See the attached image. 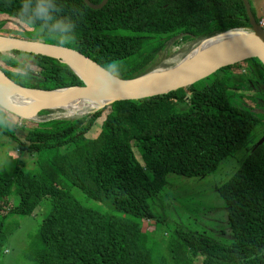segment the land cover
Returning a JSON list of instances; mask_svg holds the SVG:
<instances>
[{
	"label": "trees",
	"instance_id": "trees-1",
	"mask_svg": "<svg viewBox=\"0 0 264 264\" xmlns=\"http://www.w3.org/2000/svg\"><path fill=\"white\" fill-rule=\"evenodd\" d=\"M88 1L98 5L102 0ZM19 3L0 0L3 21L18 28L15 35H24L13 38L61 46L38 26L19 22ZM58 4L61 15L76 24L75 43L62 47L102 68L118 62L120 80L154 71L171 41L195 44L250 28L241 0H108L100 10L82 0ZM22 57L28 61L16 60ZM0 62L15 70L29 66L24 79L0 67L4 77L24 89L83 87L66 65L50 58L8 51L0 52ZM234 74L241 80L234 81ZM16 120L11 114V126H0V137L16 142L35 164L30 169L18 159L0 169V251L6 217L30 216L39 208L37 243L28 254L35 264H193L197 256L200 264H264V144L248 146L256 127L264 129V65L259 60L221 68L206 81L162 96L38 122L22 141L14 135ZM240 149L246 158L216 190L227 211L229 240L178 223L171 225L165 247L157 245L143 223L155 218L151 201L166 175L204 176ZM72 188L106 211L83 204ZM12 196L18 203L3 214Z\"/></svg>",
	"mask_w": 264,
	"mask_h": 264
},
{
	"label": "rangeland",
	"instance_id": "rangeland-1",
	"mask_svg": "<svg viewBox=\"0 0 264 264\" xmlns=\"http://www.w3.org/2000/svg\"><path fill=\"white\" fill-rule=\"evenodd\" d=\"M248 1L252 3L260 21H264V0ZM3 18L0 16V35L24 37L20 32L18 35H15L13 29L18 28L13 27L10 23H5ZM211 39L214 42L223 38L219 35ZM208 41L210 40H206L205 42ZM173 42H169L165 50L156 59L154 71L162 72L177 68L190 53L204 43L203 41L195 44L180 45L178 43L173 44ZM16 60L28 61L26 57L16 58ZM0 67L10 72H16L15 69L7 67L1 62ZM234 76V81L238 82L241 80L239 78L240 75L234 74ZM204 80L206 81V78L201 81L203 82ZM180 108L182 111L185 110V107L182 105H180ZM92 109L87 108L75 115H70L67 111L61 109L48 110V114L41 111L31 120H23L18 116L14 135L18 140L22 141L24 132L34 129L38 122L48 121L49 119H69L82 116L85 113L93 111ZM0 144V169L18 159L23 161L28 168L34 167L35 159L27 154H21L18 151L16 142L1 136ZM258 144H264L263 127H256L251 134L248 146L252 147ZM132 145L133 147L135 146V144ZM67 150L68 147L62 148L61 152L63 153ZM134 153L139 160V154L135 147ZM246 156L247 152L245 149H240L233 155L224 158L214 171L201 177H183L172 173L167 174L162 191L158 194V197L151 201V208L155 214V218L144 221V230L149 233L157 245H162L163 247H165L164 241L168 240L171 234V225L178 223L191 230L195 229L205 232L218 240H229L230 232L227 222V211L216 190L236 172ZM71 193L83 204L102 212L106 211L104 206L86 198L79 190L72 188ZM17 203V197H9L3 204L2 213H9ZM39 210V208L36 209L30 216L8 215L6 217L4 224L6 242L0 251V264H35L28 258V254L33 245L37 243L39 224L43 216ZM155 250L159 252V249ZM201 260V257L197 256L193 264H200Z\"/></svg>",
	"mask_w": 264,
	"mask_h": 264
},
{
	"label": "water",
	"instance_id": "water-1",
	"mask_svg": "<svg viewBox=\"0 0 264 264\" xmlns=\"http://www.w3.org/2000/svg\"><path fill=\"white\" fill-rule=\"evenodd\" d=\"M82 1L92 10H100L108 2V0H102L100 4L93 5L88 0ZM241 1L249 19V30L221 34L220 36L223 39L214 41L217 42L215 47L204 53L202 57L192 63L184 65L179 70H175V68L158 72L157 76L154 77H150V75L157 71H152L131 80L116 79L112 83H107L103 78V68L73 49L2 35H0V52L16 51L56 60L66 65L83 83V87H68L41 91L24 89L10 81L16 88L35 95V103L43 95L49 98L62 97L66 98L67 100L65 101L68 103H76L75 98L71 97L72 94L76 92L95 93L87 82V79H92L97 81L101 86L103 85L102 87L105 90L111 91L115 95L99 108L92 109L97 110L116 101H138L162 96L178 89L189 87L207 78L221 68L233 66L249 59H257L264 65V31L253 18L248 0ZM208 40L212 39L210 38ZM168 71L171 72L166 73ZM5 79L9 81L6 77ZM43 110L46 111L49 109H38L33 106L24 110H18L15 107H10V113L16 117L20 116L23 120H31Z\"/></svg>",
	"mask_w": 264,
	"mask_h": 264
},
{
	"label": "clouds",
	"instance_id": "clouds-1",
	"mask_svg": "<svg viewBox=\"0 0 264 264\" xmlns=\"http://www.w3.org/2000/svg\"><path fill=\"white\" fill-rule=\"evenodd\" d=\"M62 9L58 0H20L17 10L19 22L28 26H38L48 38L58 45L65 46L76 41V24L66 16L61 15ZM29 72L28 65L16 69L15 75L24 79ZM120 76V66L116 61L107 63L103 67V78L107 83L114 82ZM103 86V85H102ZM20 102V98L12 92L0 96V126H11L10 107Z\"/></svg>",
	"mask_w": 264,
	"mask_h": 264
},
{
	"label": "bare ground",
	"instance_id": "bare-ground-1",
	"mask_svg": "<svg viewBox=\"0 0 264 264\" xmlns=\"http://www.w3.org/2000/svg\"><path fill=\"white\" fill-rule=\"evenodd\" d=\"M217 42H212L211 40L208 42H204L201 46L195 49L192 53L186 57L181 66H178L175 70L181 69L184 65L192 63L198 58L202 57L204 53L208 52L210 49L212 50ZM168 71L166 73H170ZM158 72L152 73L150 77L157 76ZM88 84L93 88L94 94L86 93V92H76L72 94L71 97L75 98L76 103H68L65 100L66 98L62 97H53L49 98L48 96L43 95L39 101L35 103V95L30 94L24 90H20L16 88L10 81H7L5 77L0 72V96L4 93L12 92L15 93L19 98L20 102L12 107H15L18 110H24L29 107L35 106V108L41 109L46 108L49 110H65L70 115L79 114L82 110L87 108H99L106 101L112 99L114 97V93L108 90H105L97 81L92 79H87Z\"/></svg>",
	"mask_w": 264,
	"mask_h": 264
},
{
	"label": "built area",
	"instance_id": "built-area-1",
	"mask_svg": "<svg viewBox=\"0 0 264 264\" xmlns=\"http://www.w3.org/2000/svg\"><path fill=\"white\" fill-rule=\"evenodd\" d=\"M259 26H260L261 29L264 31V21H260V22H259Z\"/></svg>",
	"mask_w": 264,
	"mask_h": 264
}]
</instances>
